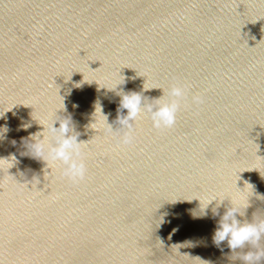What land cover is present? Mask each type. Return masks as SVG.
Returning <instances> with one entry per match:
<instances>
[{
  "label": "water",
  "instance_id": "water-1",
  "mask_svg": "<svg viewBox=\"0 0 264 264\" xmlns=\"http://www.w3.org/2000/svg\"><path fill=\"white\" fill-rule=\"evenodd\" d=\"M177 81L174 127L142 110L121 143L122 95ZM61 118L78 184L21 155ZM0 159V264H243L213 236L264 218V0H0Z\"/></svg>",
  "mask_w": 264,
  "mask_h": 264
},
{
  "label": "clouds",
  "instance_id": "clouds-1",
  "mask_svg": "<svg viewBox=\"0 0 264 264\" xmlns=\"http://www.w3.org/2000/svg\"><path fill=\"white\" fill-rule=\"evenodd\" d=\"M187 98L188 86L179 81L172 84L167 91L163 90V96L150 104L142 102L141 94L122 95L120 105L117 108L116 123L121 127H126L128 131L122 137L121 143L129 145L133 142L132 122L137 120L142 110L150 113L155 129L164 130L174 127L181 101L187 102ZM191 102L199 105L203 103V99L199 95H193ZM125 109L127 110L126 116L122 115ZM103 116L107 121V116ZM56 123H59L58 128L54 127ZM40 125L43 131L22 138L21 144L26 150L21 155L40 160L44 162L46 167L62 165V177L67 178L73 184L83 182L87 176V167L80 149L82 142H77L79 135H75L76 132L71 120L61 118L53 120L47 127L43 124ZM109 128L112 130L110 126ZM41 137L43 138L41 139ZM12 144L15 145L16 141H12ZM13 159L15 160L14 156L10 158V160ZM0 161H5V159H0ZM213 212L218 215L215 209ZM238 213L239 211L234 206L224 213L217 222L213 240L217 245L227 240L228 247L233 253H236L237 249L243 250L245 246H248L250 250L246 253L243 251L236 253L237 259L241 260L243 264H260V261L264 260V248L259 246L262 238H264V218L258 221L253 220L252 223H240L236 219Z\"/></svg>",
  "mask_w": 264,
  "mask_h": 264
}]
</instances>
